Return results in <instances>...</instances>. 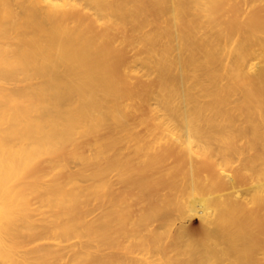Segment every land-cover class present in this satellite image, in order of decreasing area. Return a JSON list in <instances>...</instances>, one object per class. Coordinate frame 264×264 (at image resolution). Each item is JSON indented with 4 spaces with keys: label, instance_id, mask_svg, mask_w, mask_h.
Returning a JSON list of instances; mask_svg holds the SVG:
<instances>
[{
    "label": "bare ground",
    "instance_id": "bare-ground-1",
    "mask_svg": "<svg viewBox=\"0 0 264 264\" xmlns=\"http://www.w3.org/2000/svg\"><path fill=\"white\" fill-rule=\"evenodd\" d=\"M0 264H264V0H0Z\"/></svg>",
    "mask_w": 264,
    "mask_h": 264
},
{
    "label": "rangeland",
    "instance_id": "rangeland-1",
    "mask_svg": "<svg viewBox=\"0 0 264 264\" xmlns=\"http://www.w3.org/2000/svg\"><path fill=\"white\" fill-rule=\"evenodd\" d=\"M130 57H131V53H127L126 60L130 59ZM71 164H72V166L77 165L76 162H72ZM181 224H190V222H188L186 219L185 220L176 219L174 227H178Z\"/></svg>",
    "mask_w": 264,
    "mask_h": 264
}]
</instances>
